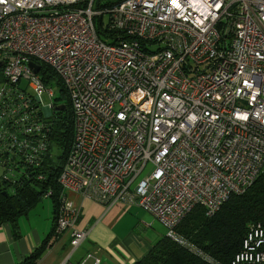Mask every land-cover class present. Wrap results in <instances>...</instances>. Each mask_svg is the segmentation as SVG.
<instances>
[{
  "label": "built area",
  "instance_id": "built-area-1",
  "mask_svg": "<svg viewBox=\"0 0 264 264\" xmlns=\"http://www.w3.org/2000/svg\"><path fill=\"white\" fill-rule=\"evenodd\" d=\"M95 1L0 0V178H31L47 160L58 90L45 67L73 112L54 236L69 232L73 250L88 234L71 191L136 205L217 264L177 227L196 206L213 215L264 171V0ZM229 264H264V216Z\"/></svg>",
  "mask_w": 264,
  "mask_h": 264
},
{
  "label": "trees",
  "instance_id": "trees-1",
  "mask_svg": "<svg viewBox=\"0 0 264 264\" xmlns=\"http://www.w3.org/2000/svg\"><path fill=\"white\" fill-rule=\"evenodd\" d=\"M122 0H96V8L111 6ZM98 18L96 24L98 28ZM42 79L54 84L58 90L55 106L66 105L65 109L54 107L49 132V153L44 165L31 173V178H20L16 182L0 178V225L11 224L16 231L17 219L27 213L43 198H50L54 207V224L50 237L55 234V219L61 203V186L57 181L61 164L64 162L73 138V112L66 90L52 71L42 67ZM46 79V80H45ZM57 150L58 154L54 155ZM43 174L38 180L34 175ZM51 190L49 197L44 194ZM264 215V171L255 182L240 195H231L213 215L207 216L200 206H196L179 223L177 230L199 247L217 264H229L239 250L241 240L249 224ZM46 249L39 245L20 264H31ZM132 264H212L195 255L166 236L159 240L143 258Z\"/></svg>",
  "mask_w": 264,
  "mask_h": 264
},
{
  "label": "crops",
  "instance_id": "crops-1",
  "mask_svg": "<svg viewBox=\"0 0 264 264\" xmlns=\"http://www.w3.org/2000/svg\"><path fill=\"white\" fill-rule=\"evenodd\" d=\"M67 196L80 204L77 227L88 230L82 243L72 250L69 232L50 237L53 202L41 199L17 219L16 231L8 222L0 225V264H20L43 243L45 251L31 264H61L65 260L67 264H81L92 252L98 255L99 264H132L166 236L162 224L136 205L116 203L106 207L75 192L68 191ZM62 250L68 251L63 254ZM83 264H93V260Z\"/></svg>",
  "mask_w": 264,
  "mask_h": 264
},
{
  "label": "water",
  "instance_id": "water-1",
  "mask_svg": "<svg viewBox=\"0 0 264 264\" xmlns=\"http://www.w3.org/2000/svg\"><path fill=\"white\" fill-rule=\"evenodd\" d=\"M29 65H30L31 67H33L34 72H38L39 69H40V65L34 63L33 61H30ZM55 108L58 109V110H62V109H65V108H66V105L63 104V103H59V104H57V105L55 106Z\"/></svg>",
  "mask_w": 264,
  "mask_h": 264
},
{
  "label": "rangeland",
  "instance_id": "rangeland-1",
  "mask_svg": "<svg viewBox=\"0 0 264 264\" xmlns=\"http://www.w3.org/2000/svg\"><path fill=\"white\" fill-rule=\"evenodd\" d=\"M41 101L43 103V105H47L49 102H50V99L48 97V95L46 93H42V96H41ZM62 103V102H61ZM54 151V155L56 157V155L58 154L57 150H53ZM1 172V171H0ZM45 199V198H43ZM64 251V252H63ZM68 251V250H67ZM67 251L65 250H62V253H66Z\"/></svg>",
  "mask_w": 264,
  "mask_h": 264
}]
</instances>
